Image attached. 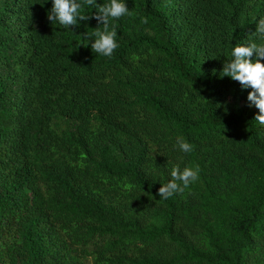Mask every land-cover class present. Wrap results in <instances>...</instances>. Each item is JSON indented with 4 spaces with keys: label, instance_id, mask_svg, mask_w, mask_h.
<instances>
[{
    "label": "trees",
    "instance_id": "1",
    "mask_svg": "<svg viewBox=\"0 0 264 264\" xmlns=\"http://www.w3.org/2000/svg\"><path fill=\"white\" fill-rule=\"evenodd\" d=\"M125 3L103 57L95 7L0 0V264H264V125L221 78L264 0ZM177 166L199 179L164 200Z\"/></svg>",
    "mask_w": 264,
    "mask_h": 264
},
{
    "label": "clouds",
    "instance_id": "2",
    "mask_svg": "<svg viewBox=\"0 0 264 264\" xmlns=\"http://www.w3.org/2000/svg\"><path fill=\"white\" fill-rule=\"evenodd\" d=\"M53 4L48 13V20L54 25L59 24L62 28L75 26L78 21L85 19L81 15V10L85 7H95V19L103 26L102 30L92 33L90 44H82L83 47L91 46L93 53L103 57H111L118 48L117 25L113 21H119L121 18L129 16L130 10L125 0H108V2L99 4L97 0H50ZM147 23V21H144ZM260 41L250 43L245 46H234L230 52L231 59L225 63L221 78L228 77L232 81H237L242 85L244 91L251 89L247 96L250 102L249 107L259 110L255 116V121L264 125V19H260L256 25L254 33ZM255 55V60L253 57ZM175 150L189 154L193 151V146L178 138L173 146ZM171 179L166 184H162L158 195L167 200L178 193H183L199 179L198 167H184L181 170L178 166L172 168L170 172Z\"/></svg>",
    "mask_w": 264,
    "mask_h": 264
}]
</instances>
